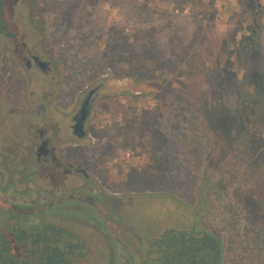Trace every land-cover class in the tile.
Here are the masks:
<instances>
[{"label": "rangeland", "instance_id": "rangeland-1", "mask_svg": "<svg viewBox=\"0 0 264 264\" xmlns=\"http://www.w3.org/2000/svg\"><path fill=\"white\" fill-rule=\"evenodd\" d=\"M185 1L189 5L179 0H1L2 15L12 36L0 37V123L5 122L0 128L5 137L0 156L5 155L3 151L23 154L25 144L20 140L34 126L42 134H51L54 122L61 125L53 105L61 107L66 98V109H70L68 104L78 99L81 90L103 82L86 124L90 136L83 139L86 146L81 145L82 139L66 134L65 153L61 148L42 153L41 148H35L37 152L22 157L26 169L13 171L20 174V180H30L34 187L45 186L49 193L84 195L85 202H64L55 210L62 224L87 243L89 253L74 264H153L148 251L151 241L169 229H207L221 238L232 255L240 249L256 262L264 259V178L256 181L248 176L243 161L247 159L244 144L254 147L263 143L258 125L243 120L239 128L224 116L210 118L209 133L196 137L198 158L187 163L196 183L180 196L165 190L158 179L143 193L128 190L130 175L147 165L141 149H115L114 156L99 162L105 137L108 135V141L110 127L126 107L123 94L173 88L199 92L200 86L195 77L173 79L164 85L136 81L123 73V63H117L113 71L97 67L96 77L87 79L85 62L91 57L95 60L103 49L111 26L123 23L154 32L169 18L170 24L179 28L177 25L189 26L188 14L193 10L210 16L201 22L202 29L219 40L235 28L244 8L257 1L264 6V0ZM29 54L48 60L51 71L41 72ZM242 133L246 143L241 144L238 139ZM3 173L0 167V175ZM3 188L0 195H15L11 184ZM73 206L78 212L70 211ZM85 213L90 223L82 220ZM101 220L105 223L102 228ZM100 229L107 232V240Z\"/></svg>", "mask_w": 264, "mask_h": 264}, {"label": "trees", "instance_id": "trees-1", "mask_svg": "<svg viewBox=\"0 0 264 264\" xmlns=\"http://www.w3.org/2000/svg\"><path fill=\"white\" fill-rule=\"evenodd\" d=\"M209 17L192 10L189 26L174 27L166 18L154 32L117 23L108 29L104 47L95 60L91 57L85 62L89 80L96 77L97 67L113 71L117 63H123V73L136 81L164 85L173 79L195 77L200 82V94L195 88H173L122 95L126 107L110 127L108 141L100 148L99 162L114 156L115 149L138 148L146 153L147 165L136 168L127 183L132 194L143 193L157 179L165 190L179 196L194 187L196 178L187 163L199 156L196 137L209 133L210 118L221 116L239 128L243 120L258 125L262 145L246 143L244 133L238 142L246 143L247 159L243 161L248 176L254 180L264 178V6L257 1L244 8L235 28L219 40L202 29L201 22ZM126 28L132 31L126 33ZM6 36L12 34L0 0V37ZM54 197L57 209L63 200L60 193ZM49 206L48 213L34 211L30 216L18 210L0 212V264H74L87 256L86 241L67 229ZM82 220L92 221L88 216ZM148 251L153 264H264V259L256 262L240 249L232 255L221 238L207 229L165 230L151 241Z\"/></svg>", "mask_w": 264, "mask_h": 264}, {"label": "flooded vegetation", "instance_id": "flooded-vegetation-1", "mask_svg": "<svg viewBox=\"0 0 264 264\" xmlns=\"http://www.w3.org/2000/svg\"><path fill=\"white\" fill-rule=\"evenodd\" d=\"M20 44L22 47H24L23 42H21ZM29 57H30L31 61L35 64L36 67H37V64H36V61H33V59H32L33 57H36L40 61L46 62V66H44L43 71L37 67L41 72L48 73L51 71V67L49 66L50 62L48 60L41 59L39 56L33 55V54H29ZM102 85H103V82H98L95 85L93 84L89 88H86L84 91L81 90V93H79V95H78L79 97H77L78 99L76 101L73 100L72 102H70L68 104V106L70 105L69 108L71 109V111H70V109H66V98L63 99V103H62L61 107H55L53 105L55 112H56L55 115L58 118L60 116L58 121H59V123H61V125H59L57 121L54 122L52 124L53 129L51 130V134H48V133L42 134V132H40L36 126L27 130L28 135L26 136L25 139L20 140L18 138L20 140V144H22L23 142L25 144L23 154L17 152L16 150H15V152H13L14 154H11V152L9 153V151H7V152L3 151L5 153V155L0 156V167H1L2 171H4V173L0 175V191L4 189L3 187L6 184H11L13 186V190L15 192V195H9L6 193H4V194L1 193V195H0V202H1L0 203V212H3L5 209H7V210L10 209V211L14 213L18 210L20 213H30L29 214V216H30L33 214L34 211H36V212H38V211L43 212L46 210L49 211V209H50L49 205L53 206L51 208V212L52 213L55 212V210H56L54 207L55 197L53 198V195L55 193H49L48 189L45 188V186H42V188H39L40 186L36 185V187H34L33 183H31L30 180H20V174H19V176L15 175V173H13V171H18V172L22 173V171H24L26 169V167L22 165V157L28 158L29 157V156H27L28 154L37 152L35 148H37V149L41 148V150L39 151L40 153H42V150L44 152V149H48V151L49 150L51 151L52 149L61 148L60 150H62L63 153H65L66 152V145L64 146L63 144H65V142H66V134H68L70 137H74V138H77L79 140L82 139L81 145L84 144L83 146H86L87 142L83 140L85 137L89 136L87 133V130H86V124L88 122V119H89L90 114L92 112V109L94 107V103L100 96L99 90H100ZM68 102L69 101H67V103ZM71 103H73V104H71ZM72 106H74V107L71 108ZM81 109H82V112L85 111V114H86L85 118L83 120L84 134L81 137H75V136H72L70 133L71 132V126L74 123V118L81 114V112H80ZM62 118L65 120H63ZM66 120H67V124H66ZM4 124H5V122L3 124L0 123L1 129H2V126H4ZM44 124H46V123H44ZM5 126L7 127V125H5ZM66 127H67V131H66ZM1 129H0V147L4 146V144H5L4 143L5 137L3 134H1ZM3 131H5V129H3ZM38 135L41 136V140H37ZM107 137H108V135H106L105 141H106ZM89 138H90V136H89ZM35 139H36V141H35ZM79 143H80V141H79ZM81 145H79V146H81ZM0 150H1V148H0ZM40 153H37V155H39ZM12 155H14V156H12ZM35 156H36V154H35ZM6 157L9 160H4V159H6ZM6 163H9V166L6 165ZM7 168H9L12 171L11 174L7 172V170H8ZM52 188H54V186ZM77 193H74V194L62 193L61 194L62 199H60V200H63V203L66 202V200H67L66 204L70 205L71 202H73L77 199H82V197H83L82 192H77ZM57 201H58V199H57ZM77 208L78 207L73 206L72 208H70V211L78 212L76 210ZM0 216H1V213H0ZM83 217H87L86 213L84 214ZM99 225L101 228L103 227L101 224H99ZM100 230H101V233L103 234V236H105V239L107 240V238H106L107 232H105L104 229H100ZM124 251L126 252V250H124Z\"/></svg>", "mask_w": 264, "mask_h": 264}, {"label": "water", "instance_id": "water-1", "mask_svg": "<svg viewBox=\"0 0 264 264\" xmlns=\"http://www.w3.org/2000/svg\"><path fill=\"white\" fill-rule=\"evenodd\" d=\"M33 61H36L37 67L40 70H44V66H46V62L38 60L36 57L32 58ZM81 114L74 118V123L71 126V135L75 137H81L84 134L83 129V120L85 118V111L82 112V109L80 110Z\"/></svg>", "mask_w": 264, "mask_h": 264}]
</instances>
